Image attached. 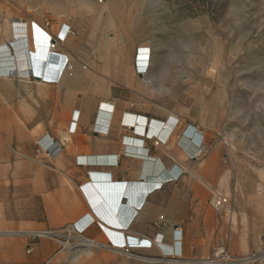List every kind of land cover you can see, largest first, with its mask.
Returning <instances> with one entry per match:
<instances>
[{
	"label": "rangeland",
	"instance_id": "374dc122",
	"mask_svg": "<svg viewBox=\"0 0 264 264\" xmlns=\"http://www.w3.org/2000/svg\"><path fill=\"white\" fill-rule=\"evenodd\" d=\"M59 26L54 34L52 28ZM35 27L62 39L55 57L49 58V63L61 64L62 78L40 87L32 79L28 51L30 78L0 74V143L8 153H23L24 148L40 161L72 150L71 142L78 147L84 136L92 138L94 147L103 146L105 137L91 135L103 111L114 112L121 123L126 114H144L161 124L172 117L176 122L169 140H153L171 161L166 172L178 161L171 160L175 157L165 147L178 146L182 137L193 141L191 128L202 137L201 153L190 157L179 151L193 168L213 149H221L220 161L228 170L225 187L231 194L214 186L211 206L218 197L227 200L215 210L232 202L240 168L264 165V0H0V56L8 48L14 53L18 39L28 50ZM140 59L146 66H140ZM62 110L67 111L65 119ZM72 110L81 113L76 131L75 121L67 128ZM67 129L68 143L62 141ZM151 130H145L146 137ZM184 174L182 170L162 180L161 188ZM207 179L210 185L217 180L211 175ZM40 237L57 244L47 264H215L211 262L218 261L220 251L231 259L254 256L247 264H264V238L256 250L242 255L225 247L203 256H188L185 249L164 255L156 243L146 250L115 251L105 239L84 240L64 227L25 240V253ZM163 244L174 246V237Z\"/></svg>",
	"mask_w": 264,
	"mask_h": 264
},
{
	"label": "crops",
	"instance_id": "0c3cea01",
	"mask_svg": "<svg viewBox=\"0 0 264 264\" xmlns=\"http://www.w3.org/2000/svg\"><path fill=\"white\" fill-rule=\"evenodd\" d=\"M136 116L146 120L142 126L147 130L148 118L151 117L146 118L144 114ZM120 121L111 123L106 134L99 133L105 137V145L94 147L91 137H79L78 147L71 142L72 150L66 149L40 161L21 147L23 153H8L0 143L1 263L47 264L56 253V242L47 237L37 238L29 243V251L25 253V240H31L42 232L72 228L87 214H94L96 221L81 234L72 228L74 235L84 240L105 239L111 243L110 230L116 231L127 242L143 240L151 243L148 247L144 244L131 247L146 250L152 248L157 240L164 245L163 240L174 237L177 254L185 249L188 256H203L219 247H225L235 255L258 248L264 238V165L250 164L248 168L245 165L240 168L232 202L222 210H215L210 204L212 188L216 186L223 193L231 194L225 187L228 170L220 161L221 149L219 146L213 149L206 154L200 166L193 168L192 162L184 160L179 151L182 149L189 156L186 151L188 145L181 140L178 146L172 144L165 148L168 155L175 157L171 160L178 161H175L172 173L183 170L185 174L160 190L130 192L133 197L125 204L127 196L124 194H129V184H143L148 177L158 176L159 180L163 176L161 172H166L171 161L165 156L166 152L153 146V140L161 141L158 135L154 136V132L149 131L151 136L146 137L144 132L132 131L128 123L125 125ZM95 128L96 132L91 133L93 136L98 134L97 126ZM124 130L131 134L124 136ZM132 136L136 143H140L136 147L135 143H129ZM169 138L161 142L166 143ZM70 139L62 136V141L67 143ZM130 148L141 150L135 152ZM210 175L217 178L211 180L212 185L207 183ZM99 185L118 189L117 206L95 200L94 189ZM113 209L122 212L115 213ZM175 228L176 233L173 231ZM4 233L13 234L6 238L2 235ZM155 234L160 235L155 242L150 241ZM111 248L121 251L117 245H111ZM89 253L87 256H92ZM162 253L168 255L163 249Z\"/></svg>",
	"mask_w": 264,
	"mask_h": 264
},
{
	"label": "bare ground",
	"instance_id": "6f19581e",
	"mask_svg": "<svg viewBox=\"0 0 264 264\" xmlns=\"http://www.w3.org/2000/svg\"><path fill=\"white\" fill-rule=\"evenodd\" d=\"M52 29L54 30V34H57L59 32V30H60V26L59 27H54ZM34 30H35V35L33 37V34H31L30 43L28 45L29 46L28 50L25 49V46L23 45V42H22L21 39H18L15 42H13L14 40L13 41L10 40L11 42H13V51H14V53L12 52V48H8V50H7L8 53L6 52V50L1 53L0 58L2 59L3 62L0 61L1 62L0 63V74H5V75H7V74L8 75L15 74V76L17 78H20V79L22 78L25 81L26 78L29 77L32 74L31 73L32 72V70H31L32 67H30V65L32 66V64H33V69H34V75L35 76L32 79L36 80L37 84L40 87H42V86L43 87H46V86H50L51 87L54 83L57 82L59 77H60L59 80H61V78H62L60 76L61 75V70H62L61 69V67H62L61 64L57 63V62L56 63H52V64L49 63L50 62L49 58L54 56V51H55V49L58 46L59 40L52 39L43 30H41V29H39L37 27H35ZM63 35H65V31L63 32ZM52 43H55L53 48L51 46ZM27 51L31 52V55H32V62L31 63L32 64L30 63L31 59L28 57L29 55L27 56ZM9 60L12 61V64H8V62L5 63V61H9ZM146 63L147 62L144 59H140L139 60L140 66H146ZM40 79H41V81H39ZM42 79L44 81H42ZM45 83H47V84H45ZM42 90H44V89H42ZM108 106H110V104H108ZM62 111H63L62 118L67 117V111L66 110H62ZM80 119H81V113L78 112V111L74 112V110H72L70 112V115H69V121H68V124H67V128L70 127L69 124H70L71 121H75V123H74L75 129L74 130L76 131L77 126L79 125L78 123H79ZM116 120H118V119L115 116L114 112H112V115H111V111L107 112V113L104 112V111L103 112H99V118L97 120V131H98V133H100V135L106 134L109 131V129H110L111 123H113ZM119 120H122V119H119ZM145 121L146 120H144V119H142L140 117H137L135 115L133 116V115H130V114H126L125 117H124V124L125 125L129 124V126H130L129 128H133L132 131L135 130V131H137V133H140V134H142L144 132V135H146V132H145L146 127H144L142 125L145 123ZM175 122H176L175 118L170 119L168 124H161L160 122L151 121L150 124H148L147 127H148V130H149V127L152 129L151 131H152V133L154 132L153 133L154 136L158 135L160 140L162 142H165L170 137L171 132L173 131V127H174ZM84 123H85V120H84ZM154 128H156V129H154ZM137 129H139V130H137ZM191 131H192V129H191ZM156 132H158V133H156ZM149 136H151V135H149ZM191 136H193V141H189L190 139H187L186 137H182L181 140L185 141L188 144L191 143L190 144L191 146H189V145H188V147L186 146L187 147L186 151L189 153L190 157H197L200 154V152H201V145L197 146V143L200 140V135L197 133V131H195V133H194V131H192L191 132ZM63 137L66 140L70 139L71 136H70V133L68 132V129H67V133H65L63 135ZM134 138H135L134 136L129 137V139H130L129 143L130 144H134L135 143V147H136V145H138L140 143H136V140H134ZM183 145H184V143H183ZM130 150L137 152L138 150L140 151L141 149L130 148ZM161 175H163V176H161L162 178H160L159 180L157 179L158 176L156 178L148 177L147 180L146 179L144 180L143 184H136V183H139V182H136L135 184H129L127 186V188L129 189V194H124L125 196H127L126 201H124V203L126 204L127 202L130 201V198L133 197L132 196L133 194L130 193V192H138V191L142 190L144 193H147L148 191H152L157 186L162 184V180L167 179L169 176L174 178V177L178 176V173L177 172H173V173L172 172L171 173L170 172H166L164 174L161 173ZM151 178L153 180H151ZM94 191L95 192L93 193V197L95 198L96 201L100 199L102 202L107 201L112 206H115V205L117 206L118 201H119V196H118V193H117L118 189L113 188V187H107V186L105 187V185H99L98 187H96L94 189ZM114 201H115V204H114ZM113 211L115 213H118V212L121 213L122 212L119 209H115V210L113 209ZM93 215L87 214L86 216H83L80 220H78L77 221V228H79L80 230H86L94 221H96L95 217ZM131 217H133V215ZM102 218L103 217H101V219ZM112 224L115 225V226L119 225V223H112ZM108 232L111 233L109 237H110L112 246H116L117 245V247H119V248H122L123 246L131 248V247H134V246H140V245L143 246V244L146 245L147 247L151 245V243L150 244L144 243L145 241H142V242H131V241H128L127 242V241H125L122 238V236L118 235L116 231H110L109 230ZM136 241H138V240H136ZM175 242L177 243V241H175ZM156 244L157 245L159 244V246L166 252L165 254L174 255L175 252L177 253L178 246L177 247L173 246L172 248H170V247H167V246H164V245L160 244L159 240H157ZM91 245L94 246V244H91Z\"/></svg>",
	"mask_w": 264,
	"mask_h": 264
},
{
	"label": "built area",
	"instance_id": "2783aa9c",
	"mask_svg": "<svg viewBox=\"0 0 264 264\" xmlns=\"http://www.w3.org/2000/svg\"><path fill=\"white\" fill-rule=\"evenodd\" d=\"M55 40V39H54ZM58 40H62L61 38L58 37ZM55 42V41H54ZM55 43H52L51 46L53 48ZM192 131H194L195 133V128H191ZM191 129L189 131V134L191 135ZM193 137V136H192ZM201 139L202 137L200 136V140L199 142L197 143V146H200L201 145ZM193 140V138H192ZM50 147V144L49 146L46 145L45 146V149H48ZM201 153V152H200ZM155 189L159 190L161 189V185L157 186ZM154 190V189H153ZM227 203V200L225 198H221V197H218L216 198L214 201H213V207L215 209H220L222 208L225 204ZM72 228L76 231H78L80 234L82 232H84V230H80L79 228H77V222H75L73 225H72ZM130 237H127L126 239L129 240ZM140 241H143V240H140ZM124 248H128V247H125L123 246L121 249H124ZM218 261H215V262H212V263H217V264H247V263H252L253 261H255V257L254 256H251V257H248V258H244V259H231V257L228 255V254H225L223 251H220L218 253Z\"/></svg>",
	"mask_w": 264,
	"mask_h": 264
},
{
	"label": "water",
	"instance_id": "95a60500",
	"mask_svg": "<svg viewBox=\"0 0 264 264\" xmlns=\"http://www.w3.org/2000/svg\"><path fill=\"white\" fill-rule=\"evenodd\" d=\"M114 204H115V201H114Z\"/></svg>",
	"mask_w": 264,
	"mask_h": 264
}]
</instances>
